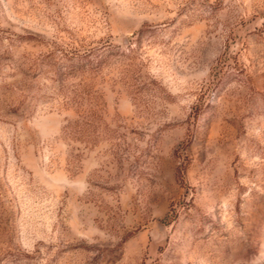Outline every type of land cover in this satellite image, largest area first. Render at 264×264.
Listing matches in <instances>:
<instances>
[{"label": "rangeland", "instance_id": "obj_1", "mask_svg": "<svg viewBox=\"0 0 264 264\" xmlns=\"http://www.w3.org/2000/svg\"><path fill=\"white\" fill-rule=\"evenodd\" d=\"M0 264H264V0H0Z\"/></svg>", "mask_w": 264, "mask_h": 264}]
</instances>
